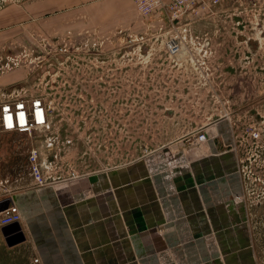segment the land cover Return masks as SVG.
Segmentation results:
<instances>
[{"label": "rangeland", "instance_id": "obj_1", "mask_svg": "<svg viewBox=\"0 0 264 264\" xmlns=\"http://www.w3.org/2000/svg\"><path fill=\"white\" fill-rule=\"evenodd\" d=\"M105 9L0 0V98L41 96L51 120L46 132L0 134V177L14 182L11 201L43 188L65 206L82 201L74 190L95 187L87 197L107 195L118 204V190L126 189L121 202L131 211L161 203L159 187L199 185V156L264 154V0H219L176 21L162 10L135 12L125 24ZM243 39L259 47L235 52ZM171 41L180 46L175 54ZM235 53L240 62H224ZM203 127L207 142L198 139ZM33 147L46 157L44 185L30 175ZM178 172L188 175L178 179ZM24 255L0 234V264H24Z\"/></svg>", "mask_w": 264, "mask_h": 264}, {"label": "crops", "instance_id": "obj_2", "mask_svg": "<svg viewBox=\"0 0 264 264\" xmlns=\"http://www.w3.org/2000/svg\"><path fill=\"white\" fill-rule=\"evenodd\" d=\"M73 3H86L98 12L104 4L105 13L118 18L120 24L137 12L134 0ZM232 46L235 52L245 54L259 47L245 39ZM237 56L223 60L240 62ZM240 152L199 156V185L181 188L175 181L174 187H159L161 203L154 200L131 211L121 202L126 189L118 190L123 197L118 204L107 202L111 199L107 195L87 197L95 187L74 190V198L82 197V201L65 206L50 201L53 197L43 188L24 191L21 203L14 202L21 220L1 228L0 234L4 242L2 229L9 235L23 234V241L7 247L23 249L24 264H134L133 258H140V264H258L264 258V235L260 238L256 230L262 218L264 221V154ZM178 173V179L188 175ZM163 179L159 176L158 186ZM119 208L125 212L118 214ZM124 223L132 224L129 229L136 231L131 239L125 236ZM148 224L150 230L144 228Z\"/></svg>", "mask_w": 264, "mask_h": 264}, {"label": "built area", "instance_id": "obj_3", "mask_svg": "<svg viewBox=\"0 0 264 264\" xmlns=\"http://www.w3.org/2000/svg\"><path fill=\"white\" fill-rule=\"evenodd\" d=\"M219 0H134L135 9L142 17L150 16L159 11H165L173 21L180 19L188 11L196 7L212 6ZM180 46L176 42H170L169 50L175 54ZM51 120L49 110L41 96H19L0 98V134L18 132L31 134L34 131H49ZM205 128H201L198 139L207 142L208 137ZM255 137L260 133L256 132ZM30 175L37 185L46 183L44 169H46V157L41 148L33 147L28 153ZM12 180L7 176L0 177V229L21 220V214L17 204L11 201L13 192ZM38 259H34L37 262Z\"/></svg>", "mask_w": 264, "mask_h": 264}, {"label": "water", "instance_id": "obj_4", "mask_svg": "<svg viewBox=\"0 0 264 264\" xmlns=\"http://www.w3.org/2000/svg\"><path fill=\"white\" fill-rule=\"evenodd\" d=\"M1 209V208H0ZM3 235L5 237V242L8 246H12L16 243H19L24 240V236L21 233L15 234V235H9L7 232L2 229Z\"/></svg>", "mask_w": 264, "mask_h": 264}, {"label": "flooded vegetation", "instance_id": "obj_5", "mask_svg": "<svg viewBox=\"0 0 264 264\" xmlns=\"http://www.w3.org/2000/svg\"><path fill=\"white\" fill-rule=\"evenodd\" d=\"M256 155H258V154H256Z\"/></svg>", "mask_w": 264, "mask_h": 264}]
</instances>
